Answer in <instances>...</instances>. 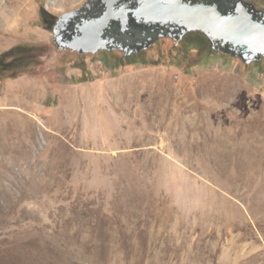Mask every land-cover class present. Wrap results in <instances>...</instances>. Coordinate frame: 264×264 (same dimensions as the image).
<instances>
[{
	"label": "rangeland",
	"instance_id": "1",
	"mask_svg": "<svg viewBox=\"0 0 264 264\" xmlns=\"http://www.w3.org/2000/svg\"><path fill=\"white\" fill-rule=\"evenodd\" d=\"M88 1L0 0V53L43 50L0 80V264H264V57L59 49L40 9Z\"/></svg>",
	"mask_w": 264,
	"mask_h": 264
},
{
	"label": "water",
	"instance_id": "2",
	"mask_svg": "<svg viewBox=\"0 0 264 264\" xmlns=\"http://www.w3.org/2000/svg\"><path fill=\"white\" fill-rule=\"evenodd\" d=\"M116 1L99 0V3L111 11ZM79 9L57 18L51 30L54 43L61 50L96 53L104 47L98 42L93 43V40L109 20L107 16L91 20L85 17L82 23L76 24L75 29L69 30L73 40L68 43L62 41V30ZM131 12L145 22L153 20L161 25H176L184 33L200 32L210 40L212 50L239 57L246 64L260 61L264 57V12L256 10L250 2L221 0L215 3L189 4L178 0L169 5L162 0H144Z\"/></svg>",
	"mask_w": 264,
	"mask_h": 264
},
{
	"label": "flooded vegetation",
	"instance_id": "3",
	"mask_svg": "<svg viewBox=\"0 0 264 264\" xmlns=\"http://www.w3.org/2000/svg\"><path fill=\"white\" fill-rule=\"evenodd\" d=\"M177 1L178 0H162L163 3L169 5ZM181 1L189 4H199L215 3L221 0ZM242 1L250 2L254 5L256 10L264 12L263 7L258 6L256 2L251 0ZM142 2H144V0H117L112 10L108 11V8L105 5H101L99 0H89L87 4L80 8L77 14L67 22L65 29L61 32L64 36L62 41L68 43L73 40L69 30L75 29L77 27L76 24L78 22L82 23L85 17L91 20L100 19L104 16H107L109 20L106 25L101 28L98 37L93 40V43L98 42V44H102L104 47L97 51V53L104 52L112 55L117 53L119 57L118 61L120 59L129 60L135 55L143 54L146 50L153 47L161 38H169L178 43H184L188 38L190 39L192 35L194 36L192 40L198 39L197 36L201 35L199 32L184 33L181 28L172 24L161 25L153 20L145 22L144 19L137 17L131 12L132 9H136L140 6ZM112 12H115L114 15H112ZM116 12L119 13V16ZM80 50H82V47Z\"/></svg>",
	"mask_w": 264,
	"mask_h": 264
},
{
	"label": "trees",
	"instance_id": "4",
	"mask_svg": "<svg viewBox=\"0 0 264 264\" xmlns=\"http://www.w3.org/2000/svg\"><path fill=\"white\" fill-rule=\"evenodd\" d=\"M40 15L45 27L49 30L56 24L57 17L44 8ZM43 50L40 46L18 44L0 53V80L3 78H16L26 72L31 66L41 61Z\"/></svg>",
	"mask_w": 264,
	"mask_h": 264
}]
</instances>
